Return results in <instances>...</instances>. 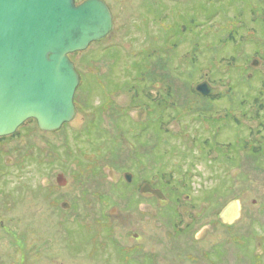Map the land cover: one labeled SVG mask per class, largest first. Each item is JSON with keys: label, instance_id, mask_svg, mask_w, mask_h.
Here are the masks:
<instances>
[{"label": "rangeland", "instance_id": "obj_1", "mask_svg": "<svg viewBox=\"0 0 264 264\" xmlns=\"http://www.w3.org/2000/svg\"><path fill=\"white\" fill-rule=\"evenodd\" d=\"M102 1L113 13V30L101 43H92L72 58L73 63L87 72L79 60L88 56L95 63L88 70L97 66L90 73L101 76L112 70L110 78L124 83L135 73L132 60L139 62L153 53L152 72L144 82L149 94L160 91L158 84H151L152 77H159L178 85L185 95L188 86L174 75L178 67L187 70L195 52L201 70L187 80L188 85L195 90L203 81L221 80L222 99L193 111L216 121L205 123L200 112L187 114L185 107L192 104L183 96L178 121L168 117L179 114L175 109L165 112L164 123L170 121L167 126L172 133L152 137V128L139 144L135 135L137 125L146 124L143 108L120 121L127 130L132 117L139 121L123 137L116 130L119 114L110 113L103 122V129L109 131L103 135L108 151L100 139L91 138L93 144L88 141L82 130L84 114L76 112L70 123L51 133L41 131L35 120L26 122L12 137L0 140V264H264L261 234L252 231L240 242H230L233 231L229 234L225 227L215 226L217 213L230 200L240 201L242 212L258 210L264 201V171L255 167L254 158H244L239 167L247 152L245 144L264 143L256 133L262 120L255 118L257 112L264 120V111L255 101L264 97V20L253 22V13L262 17L264 0ZM243 23L245 27H241ZM235 25L243 28L236 35L242 46L233 42L223 46ZM252 29L257 33L253 35ZM115 51L121 58L116 62L108 54ZM163 54L169 61L159 57ZM260 56L261 66L251 70L254 78L246 79L244 66ZM233 57L236 64L228 70L227 60ZM189 66L187 73H192L193 66ZM95 86L89 94L94 106L102 101L103 92ZM113 99L116 108H126L131 101L137 107L140 104L130 92ZM67 145L74 152L69 159ZM116 146L120 147L119 160L112 161L110 150ZM135 149L139 150L136 155ZM238 167L240 175L234 170ZM125 173L133 174L132 183L124 182ZM60 174L67 179L64 187L56 182ZM142 180L154 184L169 200L141 195L138 206L136 194L140 193L135 189ZM179 194L191 198L180 202ZM62 203L70 207L65 211ZM184 207L188 210L181 217ZM194 218L199 219L198 224L191 221ZM181 224L182 228L189 226L181 230ZM236 226L232 227L236 232L248 233L243 214ZM213 246L216 252L208 257Z\"/></svg>", "mask_w": 264, "mask_h": 264}, {"label": "water", "instance_id": "obj_2", "mask_svg": "<svg viewBox=\"0 0 264 264\" xmlns=\"http://www.w3.org/2000/svg\"><path fill=\"white\" fill-rule=\"evenodd\" d=\"M113 28L110 8L102 0H0V138L10 136L28 120L45 132L73 120L79 75L69 55L83 52ZM202 96L218 93L207 81L196 86ZM127 183L133 176L124 175ZM57 183L67 184L63 174ZM141 194L165 196L148 183ZM68 209L67 203L62 204ZM239 216L234 201L220 214L229 224Z\"/></svg>", "mask_w": 264, "mask_h": 264}, {"label": "trees", "instance_id": "obj_3", "mask_svg": "<svg viewBox=\"0 0 264 264\" xmlns=\"http://www.w3.org/2000/svg\"><path fill=\"white\" fill-rule=\"evenodd\" d=\"M84 1L85 0H83L82 2ZM76 3H77V0H76ZM261 16L262 17H259L257 19L255 18L253 22L256 23L260 19L264 20V9L262 10ZM241 27H245V24L243 23ZM240 29H243V28H239L237 25H235L232 29L230 28L225 38L223 39V43H224L223 46H227L229 42H233L239 45V42L237 41V38H236L238 36L236 35L238 33L237 31ZM183 33H185V31H183ZM254 33H257L256 30H253L252 34L254 35ZM244 39L242 40V43L244 42ZM102 41L96 42V44L101 43ZM241 46L242 44L240 43L238 47H241ZM80 54L81 53H75L73 55H70V58L71 59L75 58L76 55H80ZM108 54L114 60V62L119 61L121 59V58L118 59V53L116 51L109 52ZM192 54L193 56H191L189 59L190 65L193 66L192 73H187L188 71H191L189 63L187 62V65H188L187 70H181L180 67H178L176 68L177 70L176 75H174V78L180 80L181 82H183L184 84L188 86L187 87L188 89H187V92H185V95H183V93L180 91V88H178V85L175 86L171 81L166 80V78L152 77L151 84L154 83L160 86L159 87L160 91L158 92L156 99H152L150 97L149 95L150 90H149V87H147L148 83H146L147 85L144 84L145 80L149 79L148 75L151 74L152 72L151 70L153 68L152 61L155 58V54L152 53L150 55H146V57L142 61H139V62H135L134 60H132L131 69L135 70V73L131 74L130 80L129 81L125 80L124 83L114 82V80L110 78L112 75V72H111L112 70H110L108 73H104L101 76H97L96 74L93 75L92 73H90V71L93 72L94 70L96 72L97 66L95 65V67L91 68L89 71L88 70V67H90L89 65H92L95 63L92 62L88 56L82 55L79 61L83 67H86L87 72H83L79 68V66L78 67L76 66V70L80 78V84H79L78 90L76 91L77 94L79 95L75 96L74 103L76 107V112L78 114H84L86 116V121H85L86 125L83 126L82 130L86 133L88 141L91 142V144H93V141L91 140V138L92 139L97 138L98 140L100 139L102 146L105 147L107 140H104V139L107 136L104 137L103 135L109 133L107 129L105 128L103 129V122L106 116L110 113L115 114L116 116L118 113L119 115L117 118L119 119L118 123H120L121 120L123 121L128 120L127 115L129 114V112L135 110L136 108H143V111L146 113V116H147L146 119L143 120L146 124L138 127L137 123L139 121L134 122L132 120L131 123L129 124L128 130L125 129L121 123L117 124L116 130L118 131V135L120 137L125 136L126 132L131 131V128L133 125L132 123L137 125L135 139L139 141V144L141 143L140 140L142 139L144 135L147 136V133H148V136H149V133L152 130V128L154 132L153 133L154 135L152 137H155V136L157 137V135L158 137H162V135L168 137L170 133H172V131L167 126L170 121L164 123L165 122V112L170 109L172 110L175 109L179 114L174 117H172L171 114H168V117H170V120H174V121L179 120L181 116L180 114L181 111L179 110L180 108H178V103L181 101L183 96H185V101H187V103L192 104L190 105V107L186 106L185 111H190L194 113L200 112V115L203 116L205 120H207L210 116L204 115L201 111H193V110L194 109L196 110L197 106L199 105H201V109L202 107H205V106L206 108H203V109H207V106L211 105L212 102H214L215 97H208V98L201 97L196 93V91L194 90L191 84L188 85V81L193 78L194 74L200 73L199 70H201V65L199 64V61L196 59V53L192 52ZM164 56L165 55L163 54V55H160L159 57L166 62L167 60L169 61V59L166 56L165 57ZM222 61H225V60L224 59L220 60V62ZM227 61H228V64H227L228 70L231 69L236 64V60L234 59V57ZM129 70H127V72H129ZM186 76H188L190 79H187ZM153 78L155 79V81L153 80ZM212 83H216V82L212 81ZM95 85L100 86L103 90L102 101L96 106H94L93 104L89 102L90 101L89 94L90 92L94 90V88L96 90ZM109 86L112 88L108 89ZM113 86H116V87H113ZM122 92H130V94L132 93V98L136 97L134 101L136 103L138 101L140 103L139 106L137 107L136 105H133L134 102L131 101L129 104L130 106L126 108H123V107L116 108V105H115L116 103L113 97L115 95L121 94ZM145 93H146V98H143V94ZM83 97L85 99L83 103H80ZM143 99H146L147 102H143ZM206 112H209V110ZM122 118H125V119H122ZM157 124L159 125L158 126L159 128L156 127ZM81 133H79V135H81ZM165 140H167V138ZM159 146L160 145H156L155 148ZM139 148L141 151L142 146ZM105 149L106 151H108L109 147H105ZM116 149L114 151L113 149L110 150L112 161L119 160L118 151L120 150V147L116 146ZM66 151L68 152V155H69L68 159L71 158L74 152L73 150L68 148V145L66 146ZM137 151L139 152V150H136L135 155L137 154ZM88 156L90 155H86V157ZM132 165L134 169L135 165L133 162H132ZM179 195H182V194H179ZM207 200H210V199H207Z\"/></svg>", "mask_w": 264, "mask_h": 264}, {"label": "flooded vegetation", "instance_id": "obj_4", "mask_svg": "<svg viewBox=\"0 0 264 264\" xmlns=\"http://www.w3.org/2000/svg\"><path fill=\"white\" fill-rule=\"evenodd\" d=\"M263 10V9H262ZM113 14V13H112ZM261 15H262V13H261ZM253 21H254V19L256 18H258V15L256 16V14L255 13H253ZM262 55H264V54H262ZM261 57L262 56H260V58L258 59V58H254V59H252L251 61H249V63L246 65V66H244L245 67V70L246 71H248V73L249 74H251V70H258L259 69V67L261 66V61H259L260 59H261ZM228 71V70H227ZM248 73L246 74V79H248V80H250L251 79V77L252 78H254V76L251 74L250 75V77H248ZM214 75H216V74H213V76ZM216 81V83H209V81L207 80V82L213 87V88H216V89H218V93H216V94H213V95H210V96H202V95H200V94H198L197 93V91H196V93L199 95V96H201V97H204V98H208V97H215V99H214V102H212V105H216L217 103H218V101L219 100H221L222 99V97H221V92H220V90H219V88H218V85H219V82L221 81H217V80H215ZM204 82V81H203ZM262 83H261V86H263L264 87V81H261ZM202 83V82H201ZM229 83V82H228ZM200 84V83H199ZM197 86V85H196ZM157 90H158V88H157ZM157 95H158V92L156 93V94H150V97L152 98V99H156L157 98ZM250 95V94H249ZM248 95V96H249ZM255 101L256 102H258V104L260 103V105H259V109H261V110H263L264 111V97H261L260 99L258 98V99H255ZM246 103V100H244L243 101V105ZM191 113H194V112H188L187 114H191ZM257 113V112H256ZM255 113V118H257V119H261L262 120V122H260V126H261V130H259L258 132H256V133H258V134H260V135H262L261 136V138H262V140H263V142H264V120L262 119V118H260V116L262 115H258V114H256ZM132 120L134 121V119H133V117H132ZM178 121V120H177ZM210 121V123H212V122H215L216 121V118L215 117H209L207 120H205L204 122L205 123H208ZM135 122V121H134ZM263 132V133H262ZM0 140H2V139H0ZM244 148L245 149H247V152H245V155L243 156V158L241 157V159H240V163H239V167L241 166V164H242V160L244 159V158H254V161H255V167L256 168H259L260 170H262V171H264V143H261V142H259V143H253V144H245L244 145ZM13 160V159H12ZM11 159H9V161H12ZM9 161L7 162V163H9ZM12 164H14V162L12 163ZM236 168V169H234V170H238L237 172H238V174L240 175L241 174V168ZM134 177V176H133ZM234 178H237L238 177V175L237 176H233ZM132 181H133V179H132ZM124 182H126L127 183V181H126V179H125V177H124ZM132 183V182H131ZM144 183H146V182H142V184L140 185V187H136V189H135V191L136 192H139L138 191V189L140 190V188H141V186L144 184ZM127 184H129V183H127ZM140 193V192H139ZM141 195L142 194H136V197L137 198H139V204H138V206L140 205V198H141ZM143 196H150V197H153L152 195H150V194H145V195H142V197ZM185 197H190V196H188V195H186V194H182L181 196H180V199L178 198V200L181 202V199L182 198H185ZM191 198V197H190ZM169 199H168V197H167V199L164 201V202H166V201H168ZM264 200V199H263ZM234 201H237V200H230L229 202H228V204H230V203H232V202H234ZM238 202V204H239V216H238V218H236L235 220H233L231 223H229V224H225V223H223L222 221H221V219H220V214H221V211L223 210H221L219 213H217V220H215V222H216V225L215 226H217V227H219V225H221V226H223V227H225L226 229H228L229 231H227L229 234H230V232L231 231H233V234L231 235V237L230 238H233V239H231L230 240V242H240L241 241V237H246V236H248L252 231H254V232H256V233H259V234H261V236L262 237H264V201H262V205H261V208H259L258 210H254L253 211V209H251V208H248V209H245L243 212H242V203L240 202V201H237ZM254 203H256V201H254ZM227 204V205H228ZM138 206H137V208H138ZM186 210H188L187 208H183V210L181 211L182 212V215H185V212H186ZM242 214L244 215V217H245V221H247L248 222V229L246 230L248 233L247 234H242V233H240L239 231V233L238 232H236L235 231V229H233L232 227H234V226H236L237 225V223L240 221V219H241V217H242ZM195 215V214H194ZM194 217V216H193ZM192 222H195L196 224H198V221H199V219H196V218H194V219H192L191 220ZM195 224V225H196ZM189 225H186L184 228H182V224L180 225V228H182L181 230H185L187 227H188ZM237 227V226H236ZM263 231V232H262ZM228 234V235H229ZM135 236H137V235H135ZM247 239H249V237H247ZM256 248H258V246H255ZM237 248H238V252L242 255V256H244L246 259H248L247 258V256L244 254V252H242V250H241V248H239L238 246H237ZM137 249V248H136ZM212 253L209 251V253H208V257L209 256H214V254H215V252H216V248H215V246H213L212 248ZM254 255L255 256H258L257 255V253L256 252H254Z\"/></svg>", "mask_w": 264, "mask_h": 264}]
</instances>
